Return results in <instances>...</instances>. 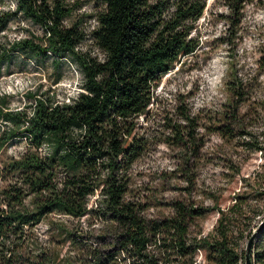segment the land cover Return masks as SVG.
<instances>
[{"label": "trees", "instance_id": "trees-1", "mask_svg": "<svg viewBox=\"0 0 264 264\" xmlns=\"http://www.w3.org/2000/svg\"><path fill=\"white\" fill-rule=\"evenodd\" d=\"M101 1L104 8L96 14L92 39L103 58L78 49L87 35L79 23L65 24L71 9L62 0H15L13 10L0 12V33L19 15L43 31L41 37L31 34L4 48L0 67L16 52L41 58L52 53L58 62L71 56L83 74V90L71 103L40 94L29 112L9 109L5 99L0 100V120L10 125L3 129L0 145L24 138L30 147L18 160L0 167V180H11L0 200V264H18L2 248L8 238L20 237L25 230L28 234L53 213L75 219L89 214L112 227L110 235L97 237L96 246L80 245L86 251L83 264H190L198 247L206 250L208 264H240L246 257L229 240L224 214L212 240L193 241L190 224L206 208L174 200L172 215L148 218V205L130 194V170L150 142L140 131L139 118L148 113L163 76L196 50L191 34L206 0ZM252 1L228 2L237 23ZM262 75L264 44L254 77ZM251 80L235 73L228 83L230 101L211 131L227 142L242 140L246 150L264 154V133L246 125V112L241 111L255 88ZM261 106L264 110V101ZM181 115L183 122L170 124L164 142L198 156L205 136L199 135L195 116L187 110ZM97 190L101 199L89 208V198ZM28 197L32 208L25 205ZM70 236L76 246L84 245L75 233ZM30 239L26 235V242ZM261 240L253 251L255 264H264V230Z\"/></svg>", "mask_w": 264, "mask_h": 264}, {"label": "rangeland", "instance_id": "rangeland-1", "mask_svg": "<svg viewBox=\"0 0 264 264\" xmlns=\"http://www.w3.org/2000/svg\"><path fill=\"white\" fill-rule=\"evenodd\" d=\"M62 1L71 9L65 24L70 26L77 22L86 32V39L78 49L103 58L92 39V31L97 26L96 14L104 8L102 1ZM229 1L206 0V9L191 34L196 50L181 57L163 76L155 88L148 113L139 118L140 131L149 135L150 142L130 170V194L148 205L145 211L148 218L172 215L170 203L174 200L206 208L205 214L190 224L189 236L193 241L212 240L224 214L229 240L238 245V250L246 257L240 264H255L253 251L257 250L255 245L258 247L263 242L264 230V154L246 150L241 145L242 140L227 142L211 129L223 117L231 97L228 83L238 73V77L245 80L252 78L255 84L252 93L242 102L246 125L264 133L261 106L264 75L254 77L264 44V0L247 3L240 23L234 10L229 8ZM15 5V0H0V12L13 10ZM31 34L41 37L43 31L22 15L17 16L0 33V52L14 40ZM57 60L52 53L46 58L29 52L13 54L10 63L5 61L0 67V100L5 99L9 109L29 112L40 94L51 96L58 103H71L83 90V74L71 56ZM184 110L197 118V131L205 136V145L198 156L164 142L171 132L170 124L183 122ZM8 127L9 124L0 120V142L3 129ZM29 149L24 138H14L0 145V167L18 160ZM9 183L10 179L0 180V200L2 190ZM100 199V194L97 198L93 196L89 203ZM25 205L32 208L31 197L25 200ZM111 230L112 227L98 217L89 215L75 219L53 213L28 234L25 230L20 237L12 235L2 248L6 257H13L18 264H26V261L28 264L35 261L83 264L86 251L81 246H96L97 237L110 235ZM71 233L84 245L76 246ZM26 235L31 237L28 242ZM192 260L190 264H208L206 250L198 247Z\"/></svg>", "mask_w": 264, "mask_h": 264}, {"label": "built area", "instance_id": "built-area-1", "mask_svg": "<svg viewBox=\"0 0 264 264\" xmlns=\"http://www.w3.org/2000/svg\"><path fill=\"white\" fill-rule=\"evenodd\" d=\"M42 150V149H41ZM98 192H99V190H97V192L94 194V195H91V197H95V198H97V197H99V194H100V192H99V194H98ZM90 197V198H91ZM97 205H98V202H97V200H96V202L95 203H89V208H91V207H97ZM85 216H89V214H86V215H84L83 217H85Z\"/></svg>", "mask_w": 264, "mask_h": 264}]
</instances>
